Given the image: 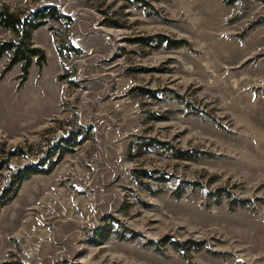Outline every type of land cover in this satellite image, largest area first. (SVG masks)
<instances>
[{
	"label": "rangeland",
	"instance_id": "374dc122",
	"mask_svg": "<svg viewBox=\"0 0 264 264\" xmlns=\"http://www.w3.org/2000/svg\"><path fill=\"white\" fill-rule=\"evenodd\" d=\"M42 5L45 62L0 57V189L76 144L0 207V264H264V3L0 0Z\"/></svg>",
	"mask_w": 264,
	"mask_h": 264
},
{
	"label": "trees",
	"instance_id": "16d2710c",
	"mask_svg": "<svg viewBox=\"0 0 264 264\" xmlns=\"http://www.w3.org/2000/svg\"><path fill=\"white\" fill-rule=\"evenodd\" d=\"M238 0H225L227 4ZM264 3V0H256ZM59 11L55 5H42L35 8L25 15H19L9 10L6 6L0 7V27L7 29L12 37L6 40H0V57L8 54L7 62L2 70L6 72L12 66L19 64V78L24 79L28 74V69L34 59L35 64L40 67L45 62V55L42 49L35 47L32 42V32L39 26L46 23L47 20H57ZM160 38V37H159ZM166 45L171 48L181 46L179 41H172L164 38ZM57 51L62 55L63 48L56 46ZM74 140H68L64 136H59L51 146H47L44 154L36 162H29L12 171L5 180L4 186L0 189V207L9 203L16 195L20 185L33 175L47 174L59 162L65 152L72 150V146L76 144ZM151 144V143H146ZM175 157L183 160H195L196 155L191 152L175 151ZM223 192V193H221ZM225 192V193H224ZM211 196L219 202L220 196L227 199L228 206L244 207L248 203L247 199L234 197L225 189L216 192H209ZM215 203V204H216ZM117 232V231H116ZM125 234L131 237L132 233L123 229L117 232V237H123ZM174 246H178L175 242ZM178 248V247H177ZM184 252L181 251V254Z\"/></svg>",
	"mask_w": 264,
	"mask_h": 264
}]
</instances>
